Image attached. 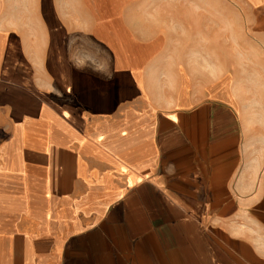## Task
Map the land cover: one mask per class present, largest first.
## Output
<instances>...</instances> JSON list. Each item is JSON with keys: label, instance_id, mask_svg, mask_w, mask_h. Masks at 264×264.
<instances>
[{"label": "crops", "instance_id": "0c3cea01", "mask_svg": "<svg viewBox=\"0 0 264 264\" xmlns=\"http://www.w3.org/2000/svg\"><path fill=\"white\" fill-rule=\"evenodd\" d=\"M0 171V264H264V0H0Z\"/></svg>", "mask_w": 264, "mask_h": 264}, {"label": "rangeland", "instance_id": "374dc122", "mask_svg": "<svg viewBox=\"0 0 264 264\" xmlns=\"http://www.w3.org/2000/svg\"><path fill=\"white\" fill-rule=\"evenodd\" d=\"M179 1L185 3L189 0H179ZM0 172H2L5 177H11L12 173H14V171H0ZM33 226H36V224L34 225V223H32V227ZM0 238L4 242L14 241V218L4 217L0 219Z\"/></svg>", "mask_w": 264, "mask_h": 264}]
</instances>
